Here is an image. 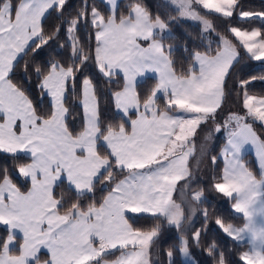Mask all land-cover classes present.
<instances>
[{"label":"snow or ice","instance_id":"1","mask_svg":"<svg viewBox=\"0 0 264 264\" xmlns=\"http://www.w3.org/2000/svg\"><path fill=\"white\" fill-rule=\"evenodd\" d=\"M101 2L103 11L95 3L89 10L83 0L74 15L66 16L68 0H0V151L21 161L15 170L31 181L22 191L8 169L0 170V264H151L165 223L178 231L176 244L165 253L170 264L175 252L192 260L190 248L203 247L204 230L191 235L188 230L197 211L193 205L204 197L202 189L193 191L190 201L183 194L195 179L190 137L205 125V141L214 133L224 135V168L212 187L234 201L244 220L241 227L221 218L215 223L237 241L247 237L250 248L239 261L264 264V137L255 131L257 122L264 126V96L249 94L253 81L264 82V76H233L241 49L248 59L264 63V28L231 26L264 21V11H245L240 0H171L177 16L165 20L153 17L142 0H128L123 11L120 0ZM209 16L224 26L216 47L210 40L207 46L186 48L188 67L178 71L174 49L164 43L174 38L170 25L180 19L199 22L204 37L214 29ZM48 17L56 23L45 27ZM82 29L88 30L87 44L79 39ZM62 37L66 58L24 64V75H35L37 88L50 98L41 112L14 77L24 56L32 52L34 60ZM149 72L155 84L142 96L138 78ZM93 76L116 84L111 99L119 124L101 120ZM78 80L83 121L76 131L67 122L65 105L69 86L74 90ZM233 90L241 107L220 123L218 114ZM247 146L256 150L258 176L243 161ZM65 180L76 198L70 206L63 194H55L57 183ZM178 184L180 203L173 196ZM97 190H106L102 200L82 207L81 198ZM129 212L148 214L144 219L152 223L138 227L140 217ZM203 215L207 222L206 210ZM206 252L212 264H230L216 241Z\"/></svg>","mask_w":264,"mask_h":264},{"label":"trees","instance_id":"2","mask_svg":"<svg viewBox=\"0 0 264 264\" xmlns=\"http://www.w3.org/2000/svg\"><path fill=\"white\" fill-rule=\"evenodd\" d=\"M82 3L83 0H68L66 16L69 13L74 15L75 12L81 7ZM93 3L100 6V10L103 11V5L100 0H88L89 10H91V6L93 5ZM127 3L128 0H120L121 11H123ZM142 3L144 7L149 11V13H153L154 15V9L152 10V8L148 7V0H142ZM240 3L243 7V10L245 11H264V0H240ZM208 19L211 21V24L214 25V29L210 35L206 32L204 33V37H207L208 40H204L206 38L202 37V30L200 28V25L197 23H193L190 21H178L180 23H178L177 25H170L169 30L174 38H166L164 40V43L166 46L171 45L174 49L173 59L176 61V69L178 71L180 70L181 66H183V68L185 69L188 67V63L186 60L187 51H185L186 48L188 50H192L201 42H203L204 45L207 46L206 43H209L210 40L212 41V47H216V34L217 32L222 33L224 31V26L221 24V21L219 19H215L213 16H209ZM55 23L56 21L53 20L52 17H48L45 21V27H48L49 25H53ZM231 26L240 27L246 30L262 29L264 28V21H234ZM188 28L192 29L193 31H196L195 36L193 38L188 37L187 33L184 34V31ZM79 39L83 44H87L90 42V37L88 35L87 29L81 30V32L79 33ZM63 42L64 41L62 37L61 40L52 42L51 48L46 47L43 51H40L39 54L35 56L34 60L32 59L33 53L29 52L27 56H24L23 59L19 61V66L17 68L14 80L29 91L30 99L32 100L34 106L37 108L38 111H47L50 102L47 96H43L37 88V80L35 75H24L25 61H29L33 64V66H35L51 59L66 58L69 55V50L61 47V44ZM91 43L94 46V38H91ZM201 50H203V48H201ZM85 75H87V73H85ZM237 75L247 80H251L252 77L259 78L261 76H264V63L248 59L244 50L241 49L240 60L233 69V76ZM82 78L83 76L80 77V80H82ZM92 78L96 88L98 110L101 115V120L105 124H119L121 122L119 114L116 112L111 99V91L115 89L116 84H109L103 78H100L98 76H93ZM80 80L77 81L74 90L72 89L71 85L69 86L65 105L69 109L67 122L69 126L76 131L80 130L83 121L80 106ZM154 84L155 80L153 78H145L142 82L138 83V91L143 96L150 88L154 86ZM228 84L229 89H231V79L228 81ZM229 89H226V92H228ZM249 94L255 96H264V82H262L260 79H256L255 81H253V83L249 87ZM158 103L162 105V99H160ZM240 107L241 103L237 100V93L234 90L230 91V94L226 95L225 97L222 111H220L218 114V121L221 123L222 117L226 115L227 112H237ZM262 127L263 126H257L256 124L255 131H262ZM214 139L218 140L213 145V148L207 153V163L210 167V171H212V173H214V177H216L220 174L221 162L219 159H217L215 162L210 161L209 158L210 156L215 157L220 144L223 142V139L220 134L215 133ZM243 161L246 166L258 176V172L256 170V166L252 158L250 156L245 155ZM20 162L21 161L19 160H14L12 154L0 151V170L8 169L12 173L13 182L16 183L17 187H20L22 191H26L29 185L28 180H25V178L20 176L19 173L15 170L17 164ZM214 183L215 179L209 173L207 182L205 181L203 184H195L193 186V188L198 187L199 189L203 190L204 202L196 204L197 211L192 217L191 227L188 230V234L191 235L196 230H204L203 235L201 236V242L203 247L196 248L193 246L190 248V255L193 258L194 263H186L185 261H183L181 254L179 252H175L171 264H212L211 259L206 252L207 244L211 243L212 241H216L218 250L224 253L225 258L230 262V264H243L242 261H239V256L242 252L246 250L248 246L247 243L237 242L231 237L224 235L215 223L217 218H221L224 223H234L235 225L241 226L244 223L243 216L240 214H235L233 212L232 205L234 201L230 200L227 197H224L223 194L216 192L212 187ZM97 187L99 189L100 186L98 185ZM179 189L180 187L178 184V188L173 194L174 199L177 203H179ZM55 194L57 198H60L63 194V197L67 202L68 206H70L72 202L76 201L75 196L68 190V186L65 181L62 183H57L55 187ZM104 195H106V190H97L94 196L90 194L89 198H81L80 203L82 207L86 208L90 203L101 201ZM203 208L204 211L206 210L208 214L207 222H205L204 220V215L202 211ZM185 214L187 215V210H185ZM127 215L129 217H140L139 220L135 221L138 227L141 225H145L146 223L148 225L152 223L150 220L146 221L144 219V217H146L148 214L133 215L127 213ZM130 222L133 221L130 220ZM188 225L189 222L186 220L185 227H188ZM2 232L3 229L2 227H0V233ZM177 235L178 231L175 227H169L166 223L163 225L159 235V239L156 245L151 250V254L154 259L152 264H170L169 258L165 255V253L169 250L170 246L176 244ZM110 258L112 257H109V259Z\"/></svg>","mask_w":264,"mask_h":264},{"label":"rangeland","instance_id":"3","mask_svg":"<svg viewBox=\"0 0 264 264\" xmlns=\"http://www.w3.org/2000/svg\"><path fill=\"white\" fill-rule=\"evenodd\" d=\"M148 7L152 8V10L154 9V15H153V13H150L153 17H156L157 15H160L162 18L168 19L170 16H172V17L177 16V13L174 11V8H173V6L171 4V0H148ZM202 11H207V10H202ZM172 13H173V15H172ZM179 21H182V22H184V21H188L189 22L190 21V22H193V23H197V24L200 25V28L203 31V25L200 24L199 22H195V21H191V20H187V19H180ZM178 23H180V22H176V23H173V24L177 25ZM210 23H211V21H210ZM185 33H187L188 37H192L193 38L195 36L196 31H193L192 29L188 28V29H186L184 31V34ZM165 35H167V33H165ZM204 40H208V38H206ZM58 43H60V42H58ZM206 45H208V43H206ZM258 124H259V122H257V126H258ZM207 131H208V126H206V125L202 126L198 130V133H197L196 138L194 140L195 151L193 153V156L189 160V166H190V170L194 174L195 179L192 182L191 188L186 190V192L183 194L184 198H186L188 201L191 200V196H192V192L193 191L201 190L198 187L197 188H193V186L195 184H203L205 181L207 182L209 173L214 178V175H213L214 173H212V171H210V167H209V165L207 163V158H208L207 153L213 148V145L215 144V142L218 139H214V134H213V138L212 139H210L208 141H205L204 137H205V134L207 133ZM256 132L261 137H264V126L262 127V131H260V132L256 131ZM213 157L214 156H210L209 160L213 161V159H212ZM178 192H179L178 200H179V203H180L181 200H182V193H181L180 189L178 190ZM203 197H204V195H203ZM193 206L196 207V204L193 205ZM184 207H185V210H187V204H185ZM202 211L204 213V208L202 209ZM233 212L235 213L234 209H233ZM235 214H237V213H235ZM225 224H229V223H225ZM231 224H233L236 227H240L238 225H235L234 223H231ZM216 226L219 228L218 225H216ZM220 230L223 233L222 229H220ZM223 234L226 235L225 233H223ZM232 239H234V238H232ZM235 241H237V240H235ZM237 242H242V241H237ZM246 250H247V248H246ZM182 259L186 263H194L193 259L189 260V258H187V257H182ZM150 260H151V264H152L153 261H154V259L152 257V254L150 256Z\"/></svg>","mask_w":264,"mask_h":264},{"label":"crops","instance_id":"4","mask_svg":"<svg viewBox=\"0 0 264 264\" xmlns=\"http://www.w3.org/2000/svg\"><path fill=\"white\" fill-rule=\"evenodd\" d=\"M101 1V0H100ZM105 2H106V0H105ZM145 78H153L154 80H155V78H154V74L153 73H146V75L144 76V77H139L138 78V83H140V82H142ZM83 79V78H82ZM257 97H260V96H257ZM48 98V97H47ZM161 99H162V101H163V98L161 97ZM48 100H49V102H50V98H48ZM80 100H81V97H80ZM80 106H81V111H82V119H83V109H82V105H81V103H80ZM230 113V112H229ZM228 112L226 113V115H224L223 117H222V120H221V123H223V121H224V119L228 116V114H229ZM132 118L134 119L135 118V115H133L132 116ZM258 125H260V124H258ZM206 126H208L209 127V125H206ZM129 127H130V125H129ZM197 133H198V130H197ZM197 133L194 135V138H192V137H190V139H194L195 140V138H196V135H197ZM220 135H221V137L224 139V135H223V133H219ZM223 143H224V140H223V142L220 144V146H219V148H218V151H217V153H216V155H215V157H217L219 160H220V162H221V171H220V173L223 171V168H224V157H223V154H222V152H221V148H222V146H223ZM243 159H244V156L246 155V156H250L251 158H252V160L254 161V164H255V166H256V170H257V172H258V175H259V172H260V164H259V161H258V158H257V155H256V150H255V148H253L252 146H247L246 147V150L243 152ZM28 182H29V185H28V189L30 188V186H31V181L30 180H28ZM65 182H66V180H65ZM67 183V182H66ZM27 189V190H28ZM26 190V191H27ZM233 209V208H232ZM130 214H133V215H136L137 213H131V212H129ZM240 215H242V214H240ZM241 226H243V224L241 225ZM240 226V227H241ZM242 242H246L247 243V250L246 251H248L249 250V248H250V245H249V243H248V239H247V237H245V239L242 241ZM118 254V253H117ZM112 258H114V257H112ZM112 258H110V259H112Z\"/></svg>","mask_w":264,"mask_h":264}]
</instances>
